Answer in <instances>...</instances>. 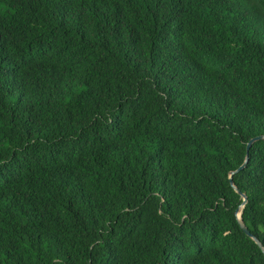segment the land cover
<instances>
[{
  "label": "trees",
  "instance_id": "16d2710c",
  "mask_svg": "<svg viewBox=\"0 0 264 264\" xmlns=\"http://www.w3.org/2000/svg\"><path fill=\"white\" fill-rule=\"evenodd\" d=\"M264 0H0V264H264Z\"/></svg>",
  "mask_w": 264,
  "mask_h": 264
},
{
  "label": "water",
  "instance_id": "95a60500",
  "mask_svg": "<svg viewBox=\"0 0 264 264\" xmlns=\"http://www.w3.org/2000/svg\"><path fill=\"white\" fill-rule=\"evenodd\" d=\"M261 138H264V136H256V137H253V138H251V139L247 142L245 159H244V161L242 162V164L236 169V171H238V170H240V169H242V168L245 167V165H246V163H247V160H248L247 151H248V149H249L251 143H252L253 141H255L256 139H261ZM232 173H233V172L231 171V172H230V176H229L230 184H231V185L233 186V188H234L237 192H239V193L242 195V197H243V201H242L241 205H239V206L236 208V210H235V214H236L237 220H238V222H239V224H240V227L243 229V231H244L248 236H250V237H251V238H252V239L258 244V246L260 247V249H261L262 252L264 253V246L262 245V243L260 242V240H259L256 236H254V235L248 230V228L245 226V224H244V222H243V220H242L241 212H242V207H243L244 204L246 203V195H245L244 193H241V192L237 189V187L234 185L233 180H232V177H231V174H232Z\"/></svg>",
  "mask_w": 264,
  "mask_h": 264
}]
</instances>
